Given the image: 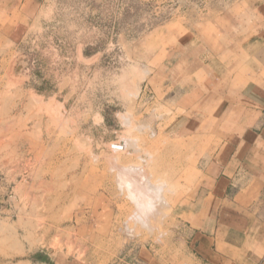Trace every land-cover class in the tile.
I'll list each match as a JSON object with an SVG mask.
<instances>
[{"label":"rangeland","instance_id":"obj_1","mask_svg":"<svg viewBox=\"0 0 264 264\" xmlns=\"http://www.w3.org/2000/svg\"><path fill=\"white\" fill-rule=\"evenodd\" d=\"M260 43L264 0H0V264H221L198 244L227 119L210 99L264 84Z\"/></svg>","mask_w":264,"mask_h":264},{"label":"crops","instance_id":"obj_2","mask_svg":"<svg viewBox=\"0 0 264 264\" xmlns=\"http://www.w3.org/2000/svg\"><path fill=\"white\" fill-rule=\"evenodd\" d=\"M263 58L252 57L259 62ZM226 70L221 68L217 79ZM209 75L214 79L216 72ZM240 89L245 90L243 95L230 85L228 92L210 99L212 103L222 96L218 100L223 101L227 119L222 122L226 123L222 145L205 168L206 178L211 182L208 195L213 203V212L205 217L214 223L212 228H203L202 243L198 244L206 253L222 259L221 264H264V84ZM250 89L258 91L257 96L250 94ZM208 101L197 103L203 110L197 112L202 116L191 124L205 122L204 110L214 109Z\"/></svg>","mask_w":264,"mask_h":264},{"label":"bare ground","instance_id":"obj_3","mask_svg":"<svg viewBox=\"0 0 264 264\" xmlns=\"http://www.w3.org/2000/svg\"><path fill=\"white\" fill-rule=\"evenodd\" d=\"M125 141V140H124ZM114 146L116 147V149L117 148H121V150H122V147H123V145H122V143L120 144V143H116V144H114ZM114 147V148H115ZM124 148V147H123ZM119 150V149H118ZM130 168H133V166L132 167H130ZM135 169V168H134ZM136 169H138V168H136ZM149 179V178H148ZM147 179V180H148ZM146 180V181H147ZM136 183H129V186L131 187L130 188V193H132V195L135 197V199H136V202L138 203V210H136V216H134L137 220L139 219V221L140 220H142V222H145L146 224H147V222H146V217H149V214H151L150 212L152 211V210H154L155 208H157L156 206H158L159 207V204L158 205H156L157 204V201H158V199H160V198H158V193H160V191H161V188H162V186L160 185V184H155V183H152L151 181H147V184L145 185V188H142V187H140L138 184H136ZM136 186H138V187H136ZM159 189H160V191H159ZM145 190V194L144 193H142V191H144ZM152 193V194H155L156 196H157V198L156 197H154V199L156 200L155 201V203L150 199V197H147L146 196V194L147 193ZM148 195V194H147ZM149 196V195H148ZM153 199V198H152ZM160 201V200H159ZM136 203V204H137ZM156 210V209H155ZM157 212V211H156ZM155 212V213H156ZM159 212H160V210H159ZM154 214V213H153ZM147 219H149V218H147ZM141 222V221H140ZM141 222V223H142ZM144 223V224H145Z\"/></svg>","mask_w":264,"mask_h":264},{"label":"built area","instance_id":"obj_4","mask_svg":"<svg viewBox=\"0 0 264 264\" xmlns=\"http://www.w3.org/2000/svg\"><path fill=\"white\" fill-rule=\"evenodd\" d=\"M4 184H5V177L3 175V172H1V170H0V198L2 196H5L6 195L5 193H7V191H8V190L6 191L7 188H5ZM3 189L6 192L3 193ZM0 201H1V199H0Z\"/></svg>","mask_w":264,"mask_h":264}]
</instances>
